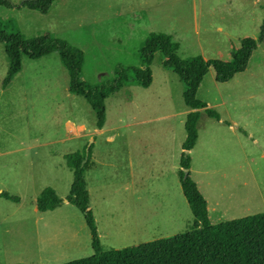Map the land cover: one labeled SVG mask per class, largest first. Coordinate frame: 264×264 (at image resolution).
I'll list each match as a JSON object with an SVG mask.
<instances>
[{"label": "rangeland", "instance_id": "374dc122", "mask_svg": "<svg viewBox=\"0 0 264 264\" xmlns=\"http://www.w3.org/2000/svg\"><path fill=\"white\" fill-rule=\"evenodd\" d=\"M0 19L15 21L27 37L50 34L80 47L82 77L95 84L113 77L118 63L140 66V47L154 31L172 35L182 58L230 61L242 38L259 36L264 0H55L47 13L0 5ZM22 62L3 88L9 61L0 43V191L19 198L0 195V264H59L95 253L75 204L37 208L48 186L67 199L74 173L66 156L90 143L85 176L105 250L192 228L179 175L189 153L183 143L190 108L184 81L159 54L149 87L128 84L107 97L102 129L87 98L70 91L58 51L37 59L23 54ZM197 96L226 121L201 109L189 153L211 223L264 212V41L227 82H218L211 66ZM231 118L241 123L239 136L228 127Z\"/></svg>", "mask_w": 264, "mask_h": 264}, {"label": "trees", "instance_id": "16d2710c", "mask_svg": "<svg viewBox=\"0 0 264 264\" xmlns=\"http://www.w3.org/2000/svg\"><path fill=\"white\" fill-rule=\"evenodd\" d=\"M55 0H22L14 4L11 0H0V5L9 8H29L47 13ZM264 41V21L257 38L247 36L241 39L240 46L232 49L230 61L206 59L202 55L182 58L178 54V43L173 36L164 32H151L142 43L139 55L141 65L118 63L114 76L91 84L82 77L85 61L84 51L69 41L50 35L40 34L27 37L15 21L0 19V43L5 47L9 61L3 88H7L22 70V55L32 59L58 51L69 71L71 92L83 94L97 114V126L103 128L106 122V99L128 84L149 87L153 82L151 65L157 54L164 67L173 69L184 81V99L193 110L188 113L185 128L187 137L183 148L191 150L197 143L198 121L201 109L211 117L220 119V114L208 107V103L198 98L197 93L211 66L216 71L218 82H226L248 67L249 61L259 44ZM94 143L83 152L67 154L68 165L74 179L67 200L75 204L85 216L92 233L95 253L88 257L74 259L59 264H264V212L212 224L209 218L208 201L196 181L191 177V156L183 152L180 169V182L183 193L194 214L190 230L174 236L159 238L122 249L105 250L102 246L96 219L90 209V193L86 181V167L92 156ZM184 169H188L186 172ZM0 195L19 200L7 191ZM64 203L56 190L48 186L37 198L40 211L54 210Z\"/></svg>", "mask_w": 264, "mask_h": 264}, {"label": "crops", "instance_id": "0c3cea01", "mask_svg": "<svg viewBox=\"0 0 264 264\" xmlns=\"http://www.w3.org/2000/svg\"><path fill=\"white\" fill-rule=\"evenodd\" d=\"M23 68V67H22ZM227 82V81H226ZM221 83H223V82H221ZM224 102H227L226 101V99H224ZM190 109H189V112L190 111H192L193 109L191 108V107H189ZM200 120V119H199ZM69 121V120H68ZM67 121V122H68ZM218 121H219V123H222V122H226L225 120H224V118L220 115V119H218ZM71 122H72V120H71ZM74 122V121H73ZM199 122V121H198ZM241 123H240V121H238V120H236V119H233V118H231V123H229V125H228V127H229V129L230 130H232L233 132H234V135H236V136H239L240 135V133L238 132V127H239V125H240ZM105 125V124H104ZM81 126H83L84 127V125H79V127L78 128H80V129H83ZM104 127V126H103ZM102 129V128H101ZM199 132V131H198ZM239 134V135H238ZM222 136H223V134H222ZM187 137V136H186ZM224 137V136H223ZM94 147V146H93ZM195 147V146H194ZM193 147V148H194ZM193 148L191 149V150H188V152L189 153H191L192 151H193ZM184 149V148H183ZM191 162H192V158H191ZM196 183H197V185H198V182L196 181ZM133 184L135 185L136 184V181H134L133 182ZM87 187H89V184H87ZM199 187V186H198ZM202 192V191H201ZM184 194V193H183ZM185 196V195H184ZM92 197V196H91ZM67 203H70L69 201H64V204H67ZM90 206H91V204H90ZM96 218H97V216H96ZM97 220V219H96ZM98 229H99V226H98ZM99 235H101V233L99 234Z\"/></svg>", "mask_w": 264, "mask_h": 264}, {"label": "water", "instance_id": "95a60500", "mask_svg": "<svg viewBox=\"0 0 264 264\" xmlns=\"http://www.w3.org/2000/svg\"><path fill=\"white\" fill-rule=\"evenodd\" d=\"M91 144V143H90ZM90 144H89V146H90ZM188 151V150H187ZM186 172H188V169H184ZM65 201H68L67 199H65Z\"/></svg>", "mask_w": 264, "mask_h": 264}]
</instances>
